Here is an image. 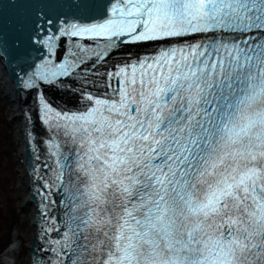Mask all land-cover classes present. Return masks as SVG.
Instances as JSON below:
<instances>
[{
	"label": "snow or ice",
	"instance_id": "snow-or-ice-1",
	"mask_svg": "<svg viewBox=\"0 0 264 264\" xmlns=\"http://www.w3.org/2000/svg\"><path fill=\"white\" fill-rule=\"evenodd\" d=\"M55 7L38 56L3 49L46 132L26 134L40 199L11 264H264V0Z\"/></svg>",
	"mask_w": 264,
	"mask_h": 264
},
{
	"label": "rangeland",
	"instance_id": "rangeland-1",
	"mask_svg": "<svg viewBox=\"0 0 264 264\" xmlns=\"http://www.w3.org/2000/svg\"><path fill=\"white\" fill-rule=\"evenodd\" d=\"M0 67V106H3L1 114L4 120V125L7 126V138L0 142V149L8 151L3 154L0 159V176L7 173L6 169L11 166L12 178L8 184L6 193L1 188L0 192L3 194V203L9 205L16 215L14 221L15 226L10 231V241L14 236H17V242L20 248L24 251L21 253L14 252L11 261H19L20 255H26L28 249L29 239L33 233L32 217L34 207L28 200V176L25 172V157L22 152V137L20 133V120L18 119V102L12 98L10 84L6 80L3 68ZM6 130V129H5ZM8 174V173H7ZM28 206V207H26ZM27 208V209H26ZM8 217V215H7ZM6 247L0 252V264H3L5 252L9 249V242ZM6 249V250H5ZM5 250V251H4Z\"/></svg>",
	"mask_w": 264,
	"mask_h": 264
},
{
	"label": "water",
	"instance_id": "water-1",
	"mask_svg": "<svg viewBox=\"0 0 264 264\" xmlns=\"http://www.w3.org/2000/svg\"><path fill=\"white\" fill-rule=\"evenodd\" d=\"M56 2L57 0H0V55H4V59L0 62L6 80L10 83L11 94L14 97L18 92L28 91L21 89L17 84L16 76L19 72L16 67L17 61L8 63L10 56L5 54L3 49H6L7 53L27 52L32 57L38 56L39 53L35 51L38 45L33 41L37 16L41 9L49 14H54L57 10L55 7ZM42 90L57 93L63 91L55 87H45ZM24 122L25 118L23 117L20 123L23 138L22 151L29 165L31 150L26 141ZM28 199L30 202L35 203L34 196L31 193L28 194Z\"/></svg>",
	"mask_w": 264,
	"mask_h": 264
},
{
	"label": "trees",
	"instance_id": "trees-1",
	"mask_svg": "<svg viewBox=\"0 0 264 264\" xmlns=\"http://www.w3.org/2000/svg\"><path fill=\"white\" fill-rule=\"evenodd\" d=\"M3 109V106H0V142L2 140H5L7 138V126L4 125V120L1 114V110ZM6 129V130H5ZM3 154H7L5 156H9L8 151H3L0 149V159L1 156H4ZM11 166L10 165L6 171L7 173L5 175L0 176V187L4 190L6 193V190H11L8 188V184L10 182V179L12 178V171H11ZM0 188V189H1ZM3 194L0 192V230H2L3 234V248H0V252L6 247L7 249V243L10 241V231H12L13 227L15 226L14 224V219L16 218L13 209H10V206L5 205L3 203ZM8 215V217H7ZM5 249V250H6ZM4 250V251H5Z\"/></svg>",
	"mask_w": 264,
	"mask_h": 264
},
{
	"label": "bare ground",
	"instance_id": "bare-ground-1",
	"mask_svg": "<svg viewBox=\"0 0 264 264\" xmlns=\"http://www.w3.org/2000/svg\"><path fill=\"white\" fill-rule=\"evenodd\" d=\"M0 67H2V64H1V62H0ZM2 69V68H1ZM3 71V70H2ZM9 83V82H8ZM10 84V83H9ZM59 97V96H58ZM60 97L63 99V100H65V101H68V102H72L73 100L71 99V97H69V96H67V97H63V94H61L60 95ZM13 98L18 102V106H19V102H20V98H16V96L14 97L13 96ZM18 119L19 120H21V118H20V116L18 117ZM27 174V173H26ZM27 176H28V174H27ZM28 180H29V177H28ZM30 203H32V202H30ZM26 207H28V206H26ZM27 209V208H26ZM34 211H35V208H34ZM33 215H34V212H33ZM35 233V227L33 226V233H32V236H33V234ZM31 236V237H32ZM13 240H15V241H17V236L15 235L14 236V238H13ZM13 253L14 252H10L9 251V249L5 252V254H4V258H3V264H10V259L13 257Z\"/></svg>",
	"mask_w": 264,
	"mask_h": 264
}]
</instances>
